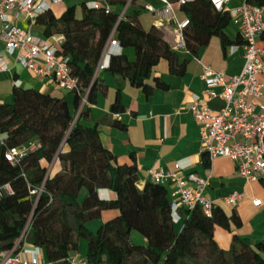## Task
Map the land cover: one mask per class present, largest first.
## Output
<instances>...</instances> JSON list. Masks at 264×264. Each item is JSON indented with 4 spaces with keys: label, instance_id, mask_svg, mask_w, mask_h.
<instances>
[{
    "label": "trees",
    "instance_id": "16d2710c",
    "mask_svg": "<svg viewBox=\"0 0 264 264\" xmlns=\"http://www.w3.org/2000/svg\"><path fill=\"white\" fill-rule=\"evenodd\" d=\"M177 1L172 0L190 20L183 36L193 56L213 36L228 43L229 12L217 11L208 0L186 5ZM246 1L264 6V0ZM127 2L111 0L108 14L89 9L84 2L80 8L68 7L60 16L49 12L38 19L36 25L44 37H63L58 54L67 60L79 91L71 93L73 107L65 98L16 86L12 102L0 103V188H11L0 196V251L12 250L29 227L27 244L41 248L54 264H68L81 240L88 246L86 264H264V244L253 245L235 235L228 251L218 246L213 235L217 226L231 230V224L241 225L239 218H229L219 207L212 217L201 208L180 210L183 226L176 232L167 187L154 182H147L143 190L137 187V165H120L103 146L98 126L85 123L90 107L75 121L83 94L90 90L89 101L94 104L102 90L97 66L112 38L122 49H134L135 60L124 53L112 55L107 70L128 79L147 96L155 88H168L159 79L154 80L155 88L147 84L161 59L169 61L171 72L184 73L164 34L156 27L149 31L143 27V6H132L119 20ZM261 40L264 44V34ZM113 110L122 111L119 99ZM114 125L123 127L118 122ZM13 148L25 149L27 154L11 163L6 155ZM57 161L61 170L52 175L49 166ZM205 163L210 165L208 159ZM261 184L264 187V180ZM41 186L44 193L30 196V189ZM101 190L113 192L116 199L102 200ZM111 209L118 215L96 234L91 232L87 224ZM133 232L145 237L147 246L133 245Z\"/></svg>",
    "mask_w": 264,
    "mask_h": 264
},
{
    "label": "crops",
    "instance_id": "0c3cea01",
    "mask_svg": "<svg viewBox=\"0 0 264 264\" xmlns=\"http://www.w3.org/2000/svg\"><path fill=\"white\" fill-rule=\"evenodd\" d=\"M68 1L66 0V3ZM88 1L91 0L81 2ZM238 1L242 4V0ZM177 12L181 19L185 17L179 10ZM232 21L225 29L229 39L226 45L219 36H213L209 44L200 49L197 56H193L187 50L177 52L178 64L184 66L182 75L171 72L169 61L161 59L147 84L155 88L154 80L159 79L168 88H155L149 96L120 75L113 74L107 69L98 72L103 87L96 93L95 103L90 107L89 118L85 122L88 126H98L103 146L116 156L120 165H137L139 174L137 187L140 190H143L147 182H152L150 171L174 172L179 162L185 167V174L194 173L202 178H209L210 184L205 193L207 199L212 201L215 207L222 209L229 218L236 216L241 221L240 226L231 224V230L220 226L215 228L214 239L218 246L226 251L231 248L235 235L248 239L253 245L264 244V187L261 182L246 183L229 158H218L209 166L206 165L207 156L203 154L200 127L191 106L194 96L202 98L207 96V86L201 78L205 68L223 71L229 77L237 76L243 70L244 41L240 35V26L233 18ZM141 23L147 31L152 27L159 29L146 11L141 15ZM159 30L171 46L174 40L172 27L165 26ZM35 34L44 37L43 31L41 34ZM258 46L264 48L261 38ZM1 50L0 46V52ZM122 53L127 55L130 61L135 60L134 49H122ZM11 68L10 72L0 74V98L11 95L15 81H20L22 88L36 89L42 93L65 98L73 107L74 96L62 91L54 81L35 77L20 65L12 63ZM258 78L264 80L262 75ZM222 90V87L215 88L218 94ZM117 99L122 108L120 112L113 110ZM224 106L225 101L221 97L209 102V107L214 111H220ZM115 122L123 127L115 126ZM60 170L61 164L57 161L53 165L52 175ZM167 189L172 201V187L167 185ZM101 191L99 195L102 200L116 199L113 192ZM236 193L244 194V199L233 207L227 204L225 199ZM256 200L261 201L260 206L255 205ZM117 215L118 211H104L97 222L87 224V227L94 232L96 228L99 229ZM174 225L176 232L181 231L182 221ZM131 243L145 247L148 241L141 234L139 236L133 232ZM87 247L81 245L73 256L86 260L84 254H87ZM42 258L47 261L43 250Z\"/></svg>",
    "mask_w": 264,
    "mask_h": 264
},
{
    "label": "built area",
    "instance_id": "2783aa9c",
    "mask_svg": "<svg viewBox=\"0 0 264 264\" xmlns=\"http://www.w3.org/2000/svg\"><path fill=\"white\" fill-rule=\"evenodd\" d=\"M144 1V0H143ZM163 7L157 8L151 4H143L138 0H128L119 20L134 5L143 6L150 14L156 26L161 29L170 26L173 29L174 40L171 47L174 51L186 50L183 30L190 25L187 17L180 18L174 11L172 0H158ZM195 0H178L177 4L186 5ZM219 12H229L240 26L244 41L245 64L242 72L229 77L223 71L205 68L201 76L207 86L206 98L194 96L191 111L200 127L203 154L211 163L218 158H229L234 162L237 173L246 183H257L264 180V48L258 46L259 39L264 34V6H255L244 0L237 8L230 9L231 0H208ZM111 0H91L86 2L89 9L111 12ZM66 3V0H0V74L10 72L11 64L20 65L35 77L49 79L58 88L67 93L79 91L78 81L73 77L67 60L60 58L58 52L63 40L62 36L46 38L33 32L38 19L54 8ZM26 23L29 29L20 27ZM122 48L115 39H110L103 57L97 66V74L109 67L112 55H120ZM16 87H21L20 81H15ZM222 87L220 94L215 88ZM90 90H87L80 102L75 121L84 108L91 107ZM218 97L225 101L220 111L209 107V102ZM260 108V109H259ZM3 139L0 136V145ZM26 150L11 149L6 158L15 163ZM54 164L49 166V173ZM185 167L179 162L176 171H150L151 181L167 187H172V221H182L180 210H195L201 208L207 217H212L215 204L207 199L205 193L209 186V178H202L194 173L185 174ZM11 191L10 185L0 188V196ZM44 186L30 189V196H40ZM244 199V194H233L225 199L226 203L236 207ZM261 205L260 200L255 201ZM29 227L21 239L10 251H0V264H54L42 258V249L29 246L26 242ZM68 264H86V260L78 256L68 259Z\"/></svg>",
    "mask_w": 264,
    "mask_h": 264
},
{
    "label": "rangeland",
    "instance_id": "374dc122",
    "mask_svg": "<svg viewBox=\"0 0 264 264\" xmlns=\"http://www.w3.org/2000/svg\"><path fill=\"white\" fill-rule=\"evenodd\" d=\"M82 0H69L67 3H65V4H63V5H59L60 7H55L54 8V10H53V12H54V14L56 15V16H60L68 7H70V6H74V5H77V7H81V4H82V2H81ZM142 2L143 4H145V3H147V4H151V5H153V6H155V7H157V8H161V7H163V4L162 3H160V2H158L157 0H138V2ZM243 2H244V0H242V4H243ZM241 4V2L240 1H238V0H233L232 1V3L230 4V6H229V8L230 9H234V8H237V7H239V6H241L242 5ZM174 11H178V6L177 5H174ZM232 23H234V21H232ZM145 25L147 26V24L145 23ZM20 27L21 28H23V29H26V30H28L29 29V26H28V24H26V23H20ZM33 32H35V33H39V34H41V32H42V28L40 27V26H38V25H36V26H34V29H33ZM1 99V103H11L12 102V97H11V95H8V96H3V97H1L0 98ZM259 183V182H258ZM106 211H108V212H116L117 210H115V209H111V210H106ZM94 222H97L96 220H93V221H90L89 223H88V225L91 223V224H93ZM97 231H98V228H96V230L93 232L94 234H96L97 233ZM136 234H138L139 236H140V234L138 233V232H136ZM87 246V242L85 241V240H81V242H80V246ZM84 255H86V253L84 254Z\"/></svg>",
    "mask_w": 264,
    "mask_h": 264
},
{
    "label": "water",
    "instance_id": "95a60500",
    "mask_svg": "<svg viewBox=\"0 0 264 264\" xmlns=\"http://www.w3.org/2000/svg\"><path fill=\"white\" fill-rule=\"evenodd\" d=\"M101 192H102V191H101ZM101 192H100V193H101Z\"/></svg>",
    "mask_w": 264,
    "mask_h": 264
}]
</instances>
